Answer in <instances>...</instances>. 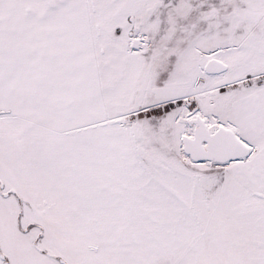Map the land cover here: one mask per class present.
I'll list each match as a JSON object with an SVG mask.
<instances>
[{
    "label": "snow or ice",
    "instance_id": "6c2138e0",
    "mask_svg": "<svg viewBox=\"0 0 264 264\" xmlns=\"http://www.w3.org/2000/svg\"><path fill=\"white\" fill-rule=\"evenodd\" d=\"M0 264H264V0H0Z\"/></svg>",
    "mask_w": 264,
    "mask_h": 264
}]
</instances>
